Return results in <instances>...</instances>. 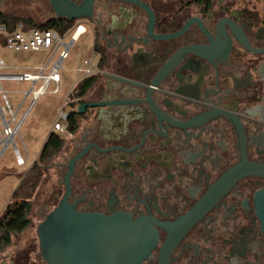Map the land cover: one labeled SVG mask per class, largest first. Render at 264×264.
<instances>
[{
  "label": "flooded vegetation",
  "instance_id": "flooded-vegetation-1",
  "mask_svg": "<svg viewBox=\"0 0 264 264\" xmlns=\"http://www.w3.org/2000/svg\"><path fill=\"white\" fill-rule=\"evenodd\" d=\"M87 24L92 84L69 98L75 129L41 214L73 161L68 204L128 216L131 264H264V174L245 168L264 165V0H94ZM0 264L53 261L36 231Z\"/></svg>",
  "mask_w": 264,
  "mask_h": 264
},
{
  "label": "rangeland",
  "instance_id": "rangeland-1",
  "mask_svg": "<svg viewBox=\"0 0 264 264\" xmlns=\"http://www.w3.org/2000/svg\"><path fill=\"white\" fill-rule=\"evenodd\" d=\"M49 7L48 0L0 1L1 14L21 20L29 19L38 25L54 17L53 13L49 11ZM80 21L85 25L86 32L71 46L68 58L62 63L59 69V75L61 76L59 93H46L38 99L22 122L18 135L14 140L20 155L26 159V164L22 167H18L15 163L12 148L8 147L1 153L2 144H0V213L9 202L13 192L18 187L20 181L25 177L31 165L38 159V155L46 137L51 132L57 118V113L62 108L67 96L70 98L72 97L73 94L70 93V91L80 77L79 69L83 68V61L92 60L93 53H96L87 19L84 18ZM77 22L78 21H74L71 29ZM69 36L70 35H66V42H69ZM52 52L53 47L49 50L37 52H14L6 49L0 40V59H2L7 66L12 65L26 68L29 69L30 73H35V71H33L34 68L46 64ZM96 59L97 57L95 56V58H93L95 63ZM38 86L39 84H37L35 88ZM2 87L4 90L11 92L8 94L7 99L11 110L13 112L17 111L16 120H20L31 101V97H28L19 108V104L23 97L17 92L27 91L30 88V83L23 81L3 82ZM52 89L53 86H50L47 90L51 91ZM65 111L68 112L67 107ZM68 138L69 136L63 137L64 145ZM57 155L58 154L48 162L43 163L38 170L40 172V177L38 186L31 198V209L28 214V219L30 221L29 226L22 233L12 237L10 245L0 252V257L7 252L12 250L17 251L25 246L33 247L37 226L44 219L41 211L46 207L50 196L57 190V175L54 170H51L50 164L51 162H57Z\"/></svg>",
  "mask_w": 264,
  "mask_h": 264
},
{
  "label": "water",
  "instance_id": "water-1",
  "mask_svg": "<svg viewBox=\"0 0 264 264\" xmlns=\"http://www.w3.org/2000/svg\"><path fill=\"white\" fill-rule=\"evenodd\" d=\"M93 1L77 4L73 0H48V3L55 19L75 21L90 19ZM129 51L130 47L125 48V52ZM245 168L248 173L264 174V165L245 163ZM72 170L73 161L64 178L66 193L37 226L41 256L53 264H131L136 253L135 224L122 213L106 217L76 211L67 202ZM255 210L264 237V188L255 196Z\"/></svg>",
  "mask_w": 264,
  "mask_h": 264
},
{
  "label": "built area",
  "instance_id": "built-area-1",
  "mask_svg": "<svg viewBox=\"0 0 264 264\" xmlns=\"http://www.w3.org/2000/svg\"><path fill=\"white\" fill-rule=\"evenodd\" d=\"M82 20V19H81ZM74 27L68 31L65 35H60L56 31L51 29L31 28L25 29L21 23H17L12 30H8L6 25L0 24V40L4 47L14 52H27V51H41L49 50L53 47V52L48 58L46 64L34 68L35 73H30L29 69L21 68L18 66H7L5 62L0 59V144H2L3 153L6 148L11 147L13 150L15 163L18 167H22L26 164L24 159L16 145L15 138L18 135L20 126L27 116L28 112L38 101V99L46 94H58L60 91L61 76L59 75V69L62 63L68 58V53L71 46L77 41V39L86 32V27L80 20ZM66 35L69 36V42L65 41ZM95 52L93 58H95ZM84 60L83 68L79 69L80 77L74 84L70 93L73 92L76 85L82 80L83 77L90 75L94 72V61ZM53 61V62H52ZM28 82L30 88L27 91L17 92L22 95L23 99L19 104V108L31 97V101L28 104L25 112L20 120H16V112L11 110L7 96L9 91H6L2 87L3 82ZM39 84L37 88L36 85ZM53 86L51 91L47 89ZM16 93V92H15ZM69 96H67L62 108L57 113V118L53 124L52 133L57 134L60 137L69 136L70 132L67 130V118L68 112L65 108L69 103Z\"/></svg>",
  "mask_w": 264,
  "mask_h": 264
},
{
  "label": "trees",
  "instance_id": "trees-1",
  "mask_svg": "<svg viewBox=\"0 0 264 264\" xmlns=\"http://www.w3.org/2000/svg\"><path fill=\"white\" fill-rule=\"evenodd\" d=\"M49 11L52 12L49 7ZM17 23H21L25 29L40 28L51 29L60 35H65L72 27L74 21L65 19L50 18L38 25L32 20H21L7 17L0 13V24L6 25L8 30H12ZM96 50V47L94 46ZM92 81H80L74 88L72 94L84 95L91 86ZM67 130L73 132L74 122L70 119L66 124ZM64 146V139L55 133L50 132L46 137L43 147L38 155V159L31 165L25 177L20 181L18 187L13 192L9 202L0 213V252L10 245L14 235L22 233L30 224L28 214L31 209V198L38 186L41 165L51 160L58 154Z\"/></svg>",
  "mask_w": 264,
  "mask_h": 264
},
{
  "label": "crops",
  "instance_id": "crops-1",
  "mask_svg": "<svg viewBox=\"0 0 264 264\" xmlns=\"http://www.w3.org/2000/svg\"><path fill=\"white\" fill-rule=\"evenodd\" d=\"M93 46H94V44H93ZM95 50V49H94Z\"/></svg>",
  "mask_w": 264,
  "mask_h": 264
}]
</instances>
